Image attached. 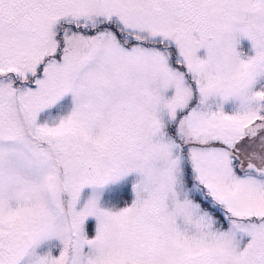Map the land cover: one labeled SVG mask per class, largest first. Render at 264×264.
<instances>
[{"label": "snow or ice", "instance_id": "1", "mask_svg": "<svg viewBox=\"0 0 264 264\" xmlns=\"http://www.w3.org/2000/svg\"><path fill=\"white\" fill-rule=\"evenodd\" d=\"M0 264H264V0H0Z\"/></svg>", "mask_w": 264, "mask_h": 264}]
</instances>
